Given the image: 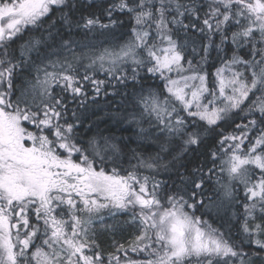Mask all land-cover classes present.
Segmentation results:
<instances>
[{
	"label": "snow or ice",
	"instance_id": "6c2138e0",
	"mask_svg": "<svg viewBox=\"0 0 264 264\" xmlns=\"http://www.w3.org/2000/svg\"><path fill=\"white\" fill-rule=\"evenodd\" d=\"M107 78L138 82L121 120L155 154L78 131L69 97L83 108ZM221 123L233 130L186 160ZM229 208L242 209L238 244L203 218ZM105 213L135 229L110 253L97 243ZM259 252L264 0H0V264H250Z\"/></svg>",
	"mask_w": 264,
	"mask_h": 264
},
{
	"label": "trees",
	"instance_id": "16d2710c",
	"mask_svg": "<svg viewBox=\"0 0 264 264\" xmlns=\"http://www.w3.org/2000/svg\"><path fill=\"white\" fill-rule=\"evenodd\" d=\"M91 2L92 1L88 2L83 0L85 6ZM91 10H94V7ZM121 19L127 18L121 17ZM213 55H215V53H213ZM216 63L218 65V61ZM206 70L211 73L214 70V66L210 65ZM140 75L146 78L147 83L145 84V87L151 86L154 89L163 90L159 78L153 77L152 74L144 71H141ZM96 78L105 80L106 76L104 73H98ZM107 79H109L108 87L103 89L100 95L96 96L91 88L88 89V99L85 101V106L83 108L79 106V99L72 101L71 97H69V107L76 108L78 115H80L82 119V125L78 128V131L82 134L85 140L92 136L116 137L117 143H119L121 147H125L126 145L127 148H135L145 156L155 154L158 151V147L153 142L154 138L139 140L135 135L137 132L136 125L121 120L123 113L132 110V93L134 91H139L138 82H133L132 80L117 82L115 80H110V78ZM134 83H137L135 89L133 88ZM236 122H240L238 118H236ZM143 126L145 128L148 127L147 124H144ZM221 129H223L225 133L231 132L233 130V125L231 123H221L219 128L209 129L207 132L208 138L205 143L198 148L193 146L194 151L186 155L185 159L198 162V154L204 153L215 146L216 141L219 139V136L216 135V133ZM130 154L131 153H129V155ZM133 163H135V161H133ZM156 178L158 180L167 181L169 184L172 183V180H176L177 184L179 183V180L176 177L173 176L170 179V175L163 172L157 175ZM240 211H242V209L229 208L227 210H222L221 212L223 219L227 222L226 226L225 224L223 225L225 227H228L229 225L231 226L232 237L237 244L240 243L241 237L237 235L238 229L235 224L233 213ZM196 213L198 216L201 215L199 210H197ZM207 216L211 218V215H205V217ZM122 225L123 223L120 222L119 227ZM127 237L128 234L121 232V230L111 232L104 231L97 234V243L104 253H108L113 251L111 250L113 249L111 247V242L113 240L125 241ZM248 249H250L252 253L255 252V248L252 249L251 247H248ZM250 264H264V260L260 255H256L251 257Z\"/></svg>",
	"mask_w": 264,
	"mask_h": 264
},
{
	"label": "rangeland",
	"instance_id": "374dc122",
	"mask_svg": "<svg viewBox=\"0 0 264 264\" xmlns=\"http://www.w3.org/2000/svg\"><path fill=\"white\" fill-rule=\"evenodd\" d=\"M85 1L90 2L92 0H85ZM156 77L159 78L158 76H156ZM161 84L164 87V82L163 81H161ZM221 212H222V210H221ZM221 212L219 213V215H217L216 212L213 211V213L211 214V218L209 216H207V217L204 216L203 218L206 219V220H208V222L212 225V227H214V228H220L221 231H226L227 230V227H225V226H226L227 222H226V220L223 219ZM196 215L198 216L197 213H196ZM128 219H129V215L128 214L121 213V214L116 215L113 218V217H109L105 213V221H104V224L101 225L100 223H97L95 225V227L97 229V234L100 233V232H104V231L105 232H111L110 230H105V226H107V225H114L116 231L121 230V232L128 234V237L125 240L126 242L125 241L117 240V242H120V243H124L125 242L124 244L126 245L127 244V241L129 239H131L132 236H133V234L135 233V229L132 226H129V225H127V224L124 223ZM120 222L123 223V225L119 227V223ZM223 224H225V226ZM136 234H138V233H136ZM113 241L111 242V247L113 248V249H111V250H113L111 252H114L115 251V249L113 247ZM232 241H233V243H235L233 237H232ZM251 248L252 249L255 248V252H258V249H256V247L254 245L251 246ZM243 250L244 251H247V252L250 251V249H248V247H245ZM108 253H110V252H108ZM249 253H252V252L250 251ZM128 255L133 260H140V259H145L146 258L145 257V254H143V253L137 255V254L131 253L129 251ZM258 255H260L261 258H263V260H264V252H259ZM191 264H196V261L193 259L192 262H191Z\"/></svg>",
	"mask_w": 264,
	"mask_h": 264
}]
</instances>
